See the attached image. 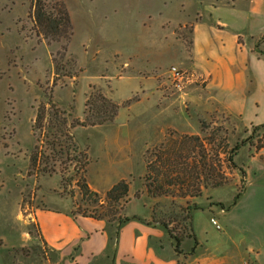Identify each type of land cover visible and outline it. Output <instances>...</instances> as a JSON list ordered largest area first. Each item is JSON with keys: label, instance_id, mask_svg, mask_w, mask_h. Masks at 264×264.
I'll list each match as a JSON object with an SVG mask.
<instances>
[{"label": "rangeland", "instance_id": "1", "mask_svg": "<svg viewBox=\"0 0 264 264\" xmlns=\"http://www.w3.org/2000/svg\"><path fill=\"white\" fill-rule=\"evenodd\" d=\"M65 2L74 21L73 36L66 45L65 57L56 54L54 60V54L63 50L64 41L47 42L36 35L29 15L32 0H0V264H50L34 217L37 208L71 205L76 213L108 219L126 212L143 211L145 203L152 198L144 185L145 150L162 141L171 129L204 137L212 126H220L223 130L219 136L226 137L229 147L245 138L254 144L264 140V127L255 130L250 126L264 123V4L259 11H253L251 0L236 3L232 0ZM92 14H96L94 20H91ZM197 15L207 19L205 25L209 24L210 17H219L225 28L211 37L209 47L205 37H201L197 45L198 69L204 73L210 69L215 76L205 90L201 86H191L187 88L188 95L179 98L183 70L190 60L192 21H188L175 28L177 36H183L186 47L184 63L172 65L181 72L179 79L168 73L170 65L177 63V54L167 53L155 63H145L146 59L143 62L148 67H156L149 75L157 79L167 78L164 93L169 99L165 103L153 100L143 116L123 126L100 124L95 119L98 108L86 113V103L94 99V84L90 78L85 82L84 64L78 70L77 55L88 63V70H92L93 65L99 66L108 57L112 67L109 54L117 47L120 51L133 49L139 57L138 51L142 50L145 54L163 48L168 51L173 48L169 37L174 25ZM86 24H89V30ZM213 28L217 27L213 24ZM236 31L242 35L247 48L243 52L236 48ZM125 32L132 34V43L119 36L116 38L120 46L111 43L110 35L114 38ZM91 34L105 40V43L99 42L101 54L96 59L86 54L91 48L83 50V44L86 47L94 45L88 37ZM256 40L261 53L258 60L248 49ZM69 43L77 55L69 49ZM223 45L226 52L222 51ZM57 63L59 77L54 70ZM195 82L199 85L200 79ZM209 97L226 106L231 118L215 113L199 116L206 109ZM52 104L63 110L62 115L53 114ZM43 106L46 113L40 134L35 127V118ZM144 107L138 106L140 115ZM85 114H89V119ZM72 121L76 122L74 126L70 125ZM201 121L209 123L210 128L201 130ZM67 150L70 159L64 160ZM251 152L248 153L246 148L239 158L236 157L237 165L244 170L241 158ZM33 155H36L34 160ZM46 157H49L47 166H53L54 171L41 169ZM85 160L84 170H79L77 161ZM77 170L97 195H83L77 184ZM226 171L227 183L216 189L204 188L201 195L192 196V199L171 195L155 197L160 198L154 208L157 210L155 218L168 222L175 234L185 236L189 234L192 209L206 207L208 210L199 208L196 211V222L203 229V235L218 234L224 226V219L217 211L234 204V195L243 191L246 180L245 174L241 181L238 168ZM62 177L73 179L69 183L62 181ZM120 180L128 183L127 196L109 203L106 192ZM136 191H140L145 199L136 200ZM254 208H264V194ZM212 218L219 226L212 223ZM223 246L219 242L215 248L221 250ZM228 255L233 253L230 251Z\"/></svg>", "mask_w": 264, "mask_h": 264}, {"label": "crops", "instance_id": "2", "mask_svg": "<svg viewBox=\"0 0 264 264\" xmlns=\"http://www.w3.org/2000/svg\"><path fill=\"white\" fill-rule=\"evenodd\" d=\"M232 1L236 3L239 0ZM251 2L250 8L253 11H259L264 4V0H251ZM66 7L73 26L74 21L67 4ZM95 15H91V20L95 19ZM188 21H192L190 24L191 44L188 51L190 60L189 65L184 67V78L181 77L182 90L178 92L179 98H184L185 95H188L187 88L197 85L205 90L211 82L210 80L215 77L211 74L210 69L205 73L198 69L200 58L196 49L201 37H205L209 47L211 37H215L225 29L219 17H210L208 25H205L207 19L200 15L191 20L177 22L169 37L173 48L170 47L168 51L163 48L157 52L146 54L144 50L140 52L136 49L141 54L140 57L133 49L120 51L117 47L121 43H117L116 37L119 36L124 38L123 41L132 43L131 33L125 32L126 34L115 35L114 38L110 35L111 43L117 47L109 54L113 62L112 67L108 57L99 66L93 65L94 68L88 70V63L78 58L76 50H73L69 43V49L77 55L78 70L81 69V64H84L85 82L87 78H90L94 84L92 86L94 94L92 98L94 99L86 103V113L98 108L99 112L95 119L100 124L123 126L129 124V121L143 116L148 106L153 104V100L165 103L164 101L169 99V96L164 93L167 78L157 79V77L149 75L156 67H148L143 62L146 59L145 63H155L160 57L170 53L177 54V63L170 66L182 65L186 47L182 38L177 36L175 28ZM212 23L217 28H213ZM86 25L89 30V24ZM72 36L73 28L68 42L71 41ZM88 37L94 41V45L86 47L83 44V50L87 51L88 48H91L90 52H86V54L90 55L92 59H96L101 54L99 42L105 43V40L96 38L92 34ZM257 40L248 49L258 60L261 53H259ZM234 42L240 52L247 49L239 31L235 33ZM222 44L225 43L222 41ZM223 49H226L225 45L222 46V51L226 52ZM120 54H124V56L122 57ZM134 61L138 64L134 65ZM91 73L94 74L91 75ZM197 79H200L199 85L195 82ZM178 85L180 84L178 83ZM184 87L186 89L183 91ZM140 104L145 106L141 115L137 112ZM226 108L217 99L209 97L206 109L203 110V113H199V116L207 117L214 113L217 116H229L231 113ZM238 114L241 115L242 112L239 111ZM85 116L86 119L90 117L89 114H85ZM246 148L248 153L250 150L253 152L246 156L248 159L241 158L246 171L245 186L230 208L217 211L224 219V226L221 231L217 232L218 234L203 235V229L197 224L195 218L196 211L201 207L194 208L189 221V234L185 235L177 246L168 227H165L154 216L157 214V210L154 208L160 201V198L155 197H152L148 204L144 205L143 203L145 207L143 211L126 212L120 214V218L110 219L76 213L71 205L65 207L44 206L37 208L34 217L39 227V236L46 249L47 261L50 264H264V208H254L257 202L262 201L264 194V145L260 149H256L255 144L248 141L240 147L234 160L236 157L239 158L240 153ZM219 187H207L204 190ZM137 199L139 201L145 198L144 195H141ZM186 199L192 198L188 196ZM195 202L200 206L196 200ZM201 209L208 210L206 207ZM219 242L224 245L221 250L215 248ZM230 251L233 253L232 256L228 255Z\"/></svg>", "mask_w": 264, "mask_h": 264}, {"label": "trees", "instance_id": "3", "mask_svg": "<svg viewBox=\"0 0 264 264\" xmlns=\"http://www.w3.org/2000/svg\"><path fill=\"white\" fill-rule=\"evenodd\" d=\"M29 15L33 21V29L36 34L47 42L64 41L63 50L57 51L56 54L61 58L65 57L66 45L72 35L71 19L64 0H32L29 9ZM191 30V25H190ZM183 37V36H181ZM191 44V39L189 45ZM58 63L55 64L54 70L56 77H59ZM70 75V74H68ZM53 114L62 115L63 110L54 108L52 104ZM46 107L43 106L41 111L35 118V127L41 134L42 121L45 118ZM61 117V116H60ZM63 122V116L61 118ZM76 122L72 121L71 126ZM264 127V123L253 125V128L260 129ZM210 124L201 121V130H207ZM223 130L220 126H212L207 136L201 137L196 133H179L175 130H169L168 135L158 144L148 147L144 153L146 173L144 176V185L148 195L152 197L161 195H171L180 197H192L202 194L203 189L207 187H219L228 182V174L226 169L238 168L241 171V181L245 176V170L238 166L234 160V156L238 153L240 147L250 141L245 138L237 141L233 146H228L225 136H219ZM39 135L40 143L43 140ZM264 145V140H258L255 144L256 149H260ZM40 144L37 145L39 149ZM54 150V149H53ZM43 152L38 150V153ZM70 151L67 150L65 159H70ZM56 154V152H55ZM36 155L32 156L34 160ZM49 157L45 158V165L41 169L47 172L54 171L53 166H47ZM39 161V159H38ZM37 161V162H38ZM85 161H77L80 165L79 170H84ZM77 163L75 165H77ZM77 175L79 171H76ZM73 178L62 177V181L71 182ZM77 184L83 193L95 194L97 192L91 190L80 173L77 178ZM128 183L124 180L118 181L106 192L108 202H118L127 196ZM241 192L238 191L234 195L236 200ZM136 198L141 195L140 191L134 193ZM197 207V206H196ZM94 216V215H93ZM96 217V216H95ZM120 218V216H118ZM161 223L168 227L171 236L174 238L178 246L183 239V235L175 234L164 220Z\"/></svg>", "mask_w": 264, "mask_h": 264}, {"label": "built area", "instance_id": "4", "mask_svg": "<svg viewBox=\"0 0 264 264\" xmlns=\"http://www.w3.org/2000/svg\"><path fill=\"white\" fill-rule=\"evenodd\" d=\"M169 73L175 79H177L181 76V72L177 69L176 66H171L169 69ZM211 221H212V223H215L217 226H219L216 219L212 218Z\"/></svg>", "mask_w": 264, "mask_h": 264}]
</instances>
